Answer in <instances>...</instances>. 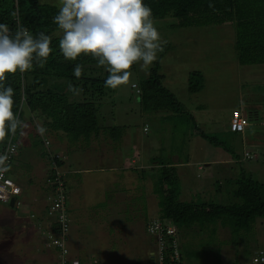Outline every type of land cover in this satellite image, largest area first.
<instances>
[{
    "label": "rangeland",
    "instance_id": "374dc122",
    "mask_svg": "<svg viewBox=\"0 0 264 264\" xmlns=\"http://www.w3.org/2000/svg\"><path fill=\"white\" fill-rule=\"evenodd\" d=\"M42 2L59 6V0H42ZM168 24L170 23L156 24L163 39L167 42L165 51L159 54L157 61L162 68L160 74L164 76L163 85L183 104V115L178 112L176 115L170 112L166 115L149 116L146 114L137 95L138 86L139 81L148 76L153 65L149 70L144 71L141 70L139 64L135 69H131L132 77L129 84L120 86L116 93L103 98L100 114L105 118V125L129 126L127 133L131 132L134 138L139 131L144 132V125L147 123L150 131L143 134L140 139L149 148H143L142 151L145 153L146 159L153 158L158 165L175 163L177 157L182 163L188 160L189 163H194L200 159L211 162L219 161L221 166H216L215 170L205 171L204 174H198L197 168L194 173V168H190L189 176L183 180L179 179V188L180 191L185 192L187 188L192 187L190 194L186 191L188 196L186 195L184 199L187 201L227 203L229 196L226 191L231 188L228 183H225L227 180H236L242 177L243 172L247 174L254 172L258 179L264 181V65L242 66L240 64L235 48L236 29L234 24L175 29ZM60 34L62 35V33ZM167 48L169 49L167 50ZM96 70L93 72V76L100 75L99 69ZM102 71L106 72L105 68ZM194 71H200L202 74L194 86L201 85L199 91L191 93L189 91V74ZM133 83L137 89L132 87ZM235 111H243L247 117V114L249 117L251 115L252 125L242 135H236L229 130L230 117ZM257 114L262 122L255 120ZM165 117L166 119H164ZM29 134L25 136L27 139H31ZM242 137L248 139L244 144L241 141ZM22 138L19 143L22 142ZM100 140L104 145H107L110 143V134L102 133ZM24 144L22 160L18 165L20 169L29 168L31 171L20 174V170L14 169L15 174L11 176L12 179L23 177L22 181L29 178L30 182L42 177L44 179L41 173L39 175L35 173L36 176H34L33 172V170L39 172L43 159L41 155L43 148L35 149L33 152L30 150V148L34 149L33 147H28L27 142ZM121 145L127 152L130 142L126 136L122 138L118 146ZM76 153L78 158L85 160H88L86 156L92 154L85 148L76 150ZM236 153H241L243 156L241 164L229 160ZM245 153H250L253 159L246 158ZM129 164L126 163L125 166L130 167ZM34 166H36L35 169H33ZM139 166L140 164H138ZM146 173L150 174L149 171ZM138 174L142 175V172H138ZM162 174L163 170H154V185H152L155 186L153 188L155 192L157 191L155 179ZM78 175L76 177L79 179L78 185L81 184L80 194L68 190L67 196L68 207L75 215L77 211L78 213L83 211L80 207L78 210L75 208V201L85 195L92 202L89 207H94L98 194L105 189L107 183L105 179L100 178L90 184L92 181L90 177ZM146 185L143 183L142 186ZM126 186L129 189L128 181L123 179L113 184L110 190L114 193V191L124 190ZM198 188L204 192L200 193ZM158 199L160 201L159 195ZM15 210V208L13 210L7 205L5 206L3 211L6 222L11 223ZM102 215L112 217L108 216L106 212ZM213 227L211 224H207L201 229L198 227V233L193 227L188 230L187 242L183 244L188 263L199 264L205 259H209L212 264L218 263L221 253L225 251L231 259L236 254L235 259L238 258L241 264H252L255 249L259 246L264 247V221L259 220L254 227L252 226L250 234L244 231L232 233L231 230L220 226L216 236H213ZM111 231H115V228H112ZM141 233L154 239L145 230ZM87 239L93 245L96 243L101 245L103 240H106L102 235L98 238L93 237V240L92 235H87ZM11 242L9 233L0 227V264H15L17 261L27 264L35 258L33 248L20 250L21 252H16V255L13 254Z\"/></svg>",
    "mask_w": 264,
    "mask_h": 264
},
{
    "label": "trees",
    "instance_id": "16d2710c",
    "mask_svg": "<svg viewBox=\"0 0 264 264\" xmlns=\"http://www.w3.org/2000/svg\"><path fill=\"white\" fill-rule=\"evenodd\" d=\"M144 3L151 8L156 24L167 22L170 23L168 26L174 29L234 23L235 48L240 64L242 66L264 65V0H144ZM210 4L213 7H209ZM57 13L56 5L43 3L42 0H0V23L8 24L13 32L17 24H22L34 36L44 32L52 37L51 47L53 48L52 54L43 66L34 64L29 72L9 74L7 80L0 85L14 89V111L32 128V132H29L32 140L23 137L22 142L19 143L21 136L17 133L15 137H7L6 142L0 143V154H5L9 145L15 146L7 172L11 179V176L15 174L14 169L20 170V174L31 171L29 168L20 169L18 165L22 160L24 142H27L28 147L34 148H30L33 152L35 149L43 148L42 163L47 162L48 179L55 182L56 172L52 170L54 165L63 171L66 166L65 156L62 152L55 151L57 145L66 142L67 147L70 148L83 143L82 147L85 148L94 139H101L102 133L108 132L110 143L116 147L128 134L129 126L105 125V118L100 114L103 98L116 93L118 89L104 86L108 75L107 72L102 71L104 67L98 66L91 56L82 55L76 61L64 59L59 50L62 32L53 22ZM165 48L164 46V51ZM77 63L83 65V72L79 79L73 73ZM136 65L132 69H135ZM96 69L100 71L99 76H93ZM161 70L159 61H156L149 70L148 76L139 81L140 90L137 95L140 104L149 116L166 115L169 112L174 115L177 112L183 115L184 106L163 85L164 76L160 74ZM201 75L200 71L189 74L191 93L199 91L201 84L196 87L194 83L198 82ZM69 84L82 88V92L74 95L68 90ZM39 123L47 129L44 137L35 131V125ZM145 128L147 130L144 134L149 133L150 128L147 123L144 125ZM203 139H205L204 136ZM242 157L241 153H236L229 160L241 164ZM151 160L155 162L153 158ZM35 168L36 166L33 167ZM160 169L163 170V174L156 179L157 183L155 182L156 193L160 197L161 217L159 218L169 223L175 231L174 236H167L165 240L166 261H169L177 251L179 261L186 264V253L181 244V238L184 236L187 240L188 230L192 227L196 228L198 233V227L201 229L211 224L214 226L213 236H216L220 226L231 230L232 233L244 231L250 234L252 226L254 227L259 220L264 221V181L258 179L255 173L243 172L242 177L225 182L231 187L226 191L229 196L227 203L207 201L199 203L180 199V177L176 167L161 163ZM154 219L157 218L150 219L148 223ZM56 227L57 225H54L53 230H57ZM157 251L156 246L155 253ZM255 251L252 264H255L254 260L259 254H264V247L259 246ZM94 260L102 262L99 259Z\"/></svg>",
    "mask_w": 264,
    "mask_h": 264
},
{
    "label": "crops",
    "instance_id": "0c3cea01",
    "mask_svg": "<svg viewBox=\"0 0 264 264\" xmlns=\"http://www.w3.org/2000/svg\"><path fill=\"white\" fill-rule=\"evenodd\" d=\"M241 112L244 114L243 111ZM247 115L251 126L249 114ZM259 118L260 116L257 114L255 120L262 122ZM143 134L144 132L139 131L136 135L137 139L132 137L131 132L126 134L127 140L130 142L127 152H125L123 145L118 148H110L108 146L112 145L111 143L104 145L100 139H94L90 145L85 147L93 154L86 156L88 160L76 156V150H82L83 143L69 148L66 142H63L62 145L59 144L55 148L57 153L62 152V155L65 156L66 166L64 170L66 172L67 189L71 192L80 194L81 184L78 185L79 179L76 177L79 176L78 174L90 177L92 180L90 184L100 178L107 181L105 189L98 194L94 207H89L92 202L85 195L75 201V208L77 210L79 207L83 209L81 213L77 211L75 215L68 207L71 218L69 248L71 255L78 258L83 264H91L94 259H99L105 264H148L155 253V240L143 235L141 232L146 231L150 219L161 217L158 194L153 190L155 187L153 186L154 170L160 169V165L145 158L142 149L149 147L140 139ZM246 140H248L246 137L241 138L243 144ZM202 150L204 151L203 148ZM174 162L170 166L177 168L181 180L189 176L190 168H194V173L195 168H197L198 174H204L205 171L215 170L216 166H221L219 161L211 162L205 161V159H200L194 163H189V160L182 163L177 157ZM126 163L130 167L125 166ZM137 163L140 164L139 167ZM146 171H149L150 174H147ZM48 172L49 167L45 161L40 165L39 172H34V176H36L35 173L38 175L41 173L44 179L42 177L30 182L29 178L25 181H21L23 177L14 178L15 182L22 188V196L20 197V207L7 205L8 208L16 209L14 216L11 218V223L6 222L4 217L3 210L6 205L0 203V227L10 235L12 240L10 246L13 248V254L28 248H33L32 250L35 252V258L27 264H56L59 258L58 251L49 248L44 237V233L53 228L46 214L51 193L47 185ZM138 172H142V175ZM198 174L197 177H199ZM123 179L128 181L129 189L126 186L124 190L114 191L113 193L110 187ZM143 183L147 185L142 186ZM197 190L200 193L204 192L200 188ZM186 191L190 194L192 187L187 188L185 192L181 190L180 199L182 201H187L184 199L186 195L188 196ZM105 212L113 218L102 215ZM112 228H115V231H111ZM87 235H92V240L93 237L98 238L102 235L106 240H103L101 245L94 243L95 246L87 239ZM184 242L187 241L182 236L181 244L183 245ZM235 257L231 259L223 251L219 262L214 264H241L239 259H235ZM185 263L191 264L187 263L186 260ZM15 264L26 263L17 261ZM199 264L212 263L209 259H205Z\"/></svg>",
    "mask_w": 264,
    "mask_h": 264
},
{
    "label": "clouds",
    "instance_id": "9594fccd",
    "mask_svg": "<svg viewBox=\"0 0 264 264\" xmlns=\"http://www.w3.org/2000/svg\"><path fill=\"white\" fill-rule=\"evenodd\" d=\"M53 22L62 32L59 50L64 59L76 61L82 55L91 56L98 66L105 68L108 75L104 86L111 89L129 84L134 65L149 70L167 43L144 0H59ZM51 43L52 37L44 32L34 36L22 24H17L13 32L8 24L0 23V85L9 74H24L34 64L43 66L53 52ZM82 72L83 65L77 63L73 68L77 79ZM135 86L133 83L132 87ZM68 90L74 95L82 92V88L72 84ZM30 131L31 125L14 111V89L0 86V143L17 133L25 137ZM35 131L44 137L47 129L36 124ZM245 157L253 158L250 153H245ZM7 160V153L0 154V173L7 170ZM152 261L153 257L149 264Z\"/></svg>",
    "mask_w": 264,
    "mask_h": 264
},
{
    "label": "built area",
    "instance_id": "2783aa9c",
    "mask_svg": "<svg viewBox=\"0 0 264 264\" xmlns=\"http://www.w3.org/2000/svg\"><path fill=\"white\" fill-rule=\"evenodd\" d=\"M136 88V87H134ZM137 89V88H136ZM139 93V89H138ZM250 126V122L247 116L242 112L235 111L232 114L230 120V131L233 133L243 134L246 132L247 128ZM147 129L145 128L144 131ZM49 145V142H46ZM15 151L14 145H9L6 149L8 154V160L5 162L7 170L0 173V202L4 204H9L11 201L15 200V204L20 207L21 200L18 199L22 195L21 187L15 182V180L8 177V165L10 164V159ZM4 154V153H3ZM248 157L249 155L246 154ZM56 172L55 182L48 179L47 185L51 190L49 197V207L47 211V218L51 221L52 226L57 225L56 229H49L44 233L47 246L49 248L56 249L59 254V258L56 264H82L77 258L71 256L69 248V239L71 231V219L68 213V190L66 181V172L60 170L58 167H53ZM174 229L164 222L163 220L157 218L151 220L147 224V233L154 237L157 253L153 254V261L150 264H183L179 261L178 252L175 251L173 257L169 261H166L164 257L165 251V240L167 236H174ZM255 264H264V254H259L254 260ZM91 264H105L98 260H94Z\"/></svg>",
    "mask_w": 264,
    "mask_h": 264
},
{
    "label": "water",
    "instance_id": "95a60500",
    "mask_svg": "<svg viewBox=\"0 0 264 264\" xmlns=\"http://www.w3.org/2000/svg\"><path fill=\"white\" fill-rule=\"evenodd\" d=\"M14 201H12L11 203H10V205H11V207H14Z\"/></svg>",
    "mask_w": 264,
    "mask_h": 264
}]
</instances>
